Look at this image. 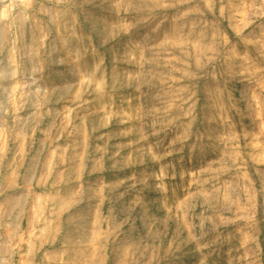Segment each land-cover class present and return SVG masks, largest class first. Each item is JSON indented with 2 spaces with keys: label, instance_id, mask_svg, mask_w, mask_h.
Masks as SVG:
<instances>
[{
  "label": "rangeland",
  "instance_id": "1",
  "mask_svg": "<svg viewBox=\"0 0 264 264\" xmlns=\"http://www.w3.org/2000/svg\"><path fill=\"white\" fill-rule=\"evenodd\" d=\"M264 264V0H0V262Z\"/></svg>",
  "mask_w": 264,
  "mask_h": 264
},
{
  "label": "crops",
  "instance_id": "2",
  "mask_svg": "<svg viewBox=\"0 0 264 264\" xmlns=\"http://www.w3.org/2000/svg\"><path fill=\"white\" fill-rule=\"evenodd\" d=\"M1 264V262H0ZM9 264H14V261L13 262H9ZM26 264H38L37 262V259L35 256H30L28 259H27V263ZM41 264H44V262H41Z\"/></svg>",
  "mask_w": 264,
  "mask_h": 264
}]
</instances>
